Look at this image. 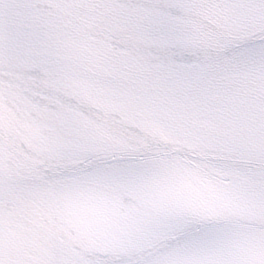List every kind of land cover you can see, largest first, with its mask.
<instances>
[{
	"label": "snow or ice",
	"instance_id": "1",
	"mask_svg": "<svg viewBox=\"0 0 264 264\" xmlns=\"http://www.w3.org/2000/svg\"><path fill=\"white\" fill-rule=\"evenodd\" d=\"M59 4L130 15L82 23L74 74L14 28L43 0H0V264H264V0ZM13 42L36 65L15 156Z\"/></svg>",
	"mask_w": 264,
	"mask_h": 264
}]
</instances>
